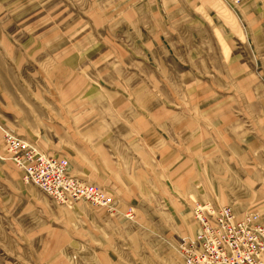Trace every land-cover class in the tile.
Wrapping results in <instances>:
<instances>
[{
  "label": "rangeland",
  "instance_id": "374dc122",
  "mask_svg": "<svg viewBox=\"0 0 264 264\" xmlns=\"http://www.w3.org/2000/svg\"><path fill=\"white\" fill-rule=\"evenodd\" d=\"M209 208L264 227V0H0V264H184Z\"/></svg>",
  "mask_w": 264,
  "mask_h": 264
},
{
  "label": "built area",
  "instance_id": "2783aa9c",
  "mask_svg": "<svg viewBox=\"0 0 264 264\" xmlns=\"http://www.w3.org/2000/svg\"><path fill=\"white\" fill-rule=\"evenodd\" d=\"M11 144L17 148L25 145L16 140H12ZM39 160L42 169L40 173L34 171L36 177L33 180L42 184L48 192L63 198L59 187H52L46 182L48 173L45 171L49 160ZM204 211L199 216L197 239L184 245V264H263L264 227L257 224V219L253 216L238 219L230 208Z\"/></svg>",
  "mask_w": 264,
  "mask_h": 264
},
{
  "label": "bare ground",
  "instance_id": "6f19581e",
  "mask_svg": "<svg viewBox=\"0 0 264 264\" xmlns=\"http://www.w3.org/2000/svg\"><path fill=\"white\" fill-rule=\"evenodd\" d=\"M10 137H12V136H9L8 138H10ZM219 210H220V209H219ZM196 239H197V238H196ZM196 239H195V240H196ZM195 240H190V241L193 242V241H195ZM183 262H184V260H183Z\"/></svg>",
  "mask_w": 264,
  "mask_h": 264
}]
</instances>
